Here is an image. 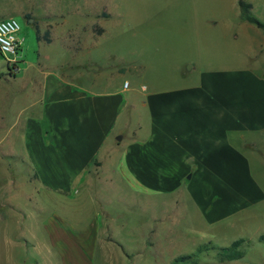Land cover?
I'll return each mask as SVG.
<instances>
[{"label": "crops", "instance_id": "crops-1", "mask_svg": "<svg viewBox=\"0 0 264 264\" xmlns=\"http://www.w3.org/2000/svg\"><path fill=\"white\" fill-rule=\"evenodd\" d=\"M31 6L4 0L0 18L37 10ZM198 6L190 12L191 19ZM40 8L42 14H32L58 16L57 27L70 22L65 32L88 27V0L70 11L79 21L63 19L55 3H41ZM237 22L251 40L244 66L201 69L197 63H185L183 83L163 89H130V83L125 88L127 81L109 87L110 76L100 78L103 69L96 68L95 73L85 69L91 77H86L87 90L73 75L81 65L65 58L75 51L63 45L59 61H44L39 53L38 67L22 73L21 47L14 70L0 73V264H39L41 253L47 263L58 253L66 264V250L90 264L84 250L94 251V246L73 240L61 209L86 194L98 213L76 239L106 240L108 230H101L97 203H110L100 193L115 191L112 177L122 183L125 177L128 192L142 194L148 210L162 199V212L151 217H166L168 196L183 188L209 223L264 201L246 154L248 148L256 149L251 138L264 133V31ZM252 61L258 62L257 68L249 66ZM95 83L102 85L100 90L94 89ZM137 106L143 118L131 126L125 115ZM222 194L227 197L226 212L213 219L223 206ZM43 200L52 204L51 213L42 214L38 202Z\"/></svg>", "mask_w": 264, "mask_h": 264}, {"label": "rangeland", "instance_id": "rangeland-1", "mask_svg": "<svg viewBox=\"0 0 264 264\" xmlns=\"http://www.w3.org/2000/svg\"><path fill=\"white\" fill-rule=\"evenodd\" d=\"M243 1L251 4V14L264 25V0ZM237 2L238 0H88V27L77 32L64 31L70 22L64 27H57L61 23L58 16L40 17L32 13L42 14V9H39L41 3H55V12L62 15L63 19L79 21L70 11L80 8L84 0H22L24 8L33 5L37 10L32 8L25 16L11 18L16 19L21 27L19 38L25 55L22 73L38 67L39 53L44 56V61H59V45H63L75 51L73 57L67 53L65 58L67 62L81 65L78 71L73 70V75L78 77L75 83L87 90L91 88L87 86L89 82L85 69L95 73L96 68L103 69L100 78L106 73L110 76L109 87L116 86L117 83L122 85L127 81L131 85L130 89L134 86L140 89L143 85L163 89L183 83L181 75L187 69L185 63H197V67L201 69L245 65V56L250 54L247 46L251 40L247 30L237 24L241 20ZM1 3L4 0H0ZM197 5L198 11L194 19H191L190 12ZM32 27L38 29L42 42L48 37L52 45L39 46L36 31ZM191 43L193 47L190 50ZM5 59L0 54V73L4 74L12 72L17 66V63L6 62ZM249 66L255 69L258 62L252 61ZM119 69L121 73L115 72ZM107 85L105 83L103 87ZM93 86L96 91L102 87L96 83ZM128 116L131 126H135L139 123V118H143V113L137 106L136 109H128L125 117ZM251 140L256 145L253 152L248 148L246 153L251 174L264 191V133L253 136ZM113 163H117V160ZM123 178L124 183L112 177L111 180H115L117 184L115 191L100 193L109 204L97 203L101 230H108L106 240L95 242L76 239H80L77 232L86 228L98 213L97 209L92 208L86 194L75 196L70 205L66 203L65 207L61 206V212L69 226L66 228L67 233L78 244L94 246V251L84 250L90 264H177L174 260L182 256H190V261L197 264H216L219 260L211 248L227 247L239 239L246 241L240 248L243 257L221 264H264V243L257 241L258 236L264 234V201L229 218L209 223L183 188L168 196L166 217H151L153 213L162 212L159 208L162 199L158 200V207L153 205L150 210L144 208L147 205H144L143 195L128 192L125 177ZM224 196L222 194L223 198ZM226 198L221 199L223 206L211 219L226 212ZM38 203L43 215L53 211L49 201ZM162 205L164 207V202ZM40 235L42 236V232ZM201 247V253H197ZM65 257L66 264H70V261L71 264H83L81 256L72 251L69 253L66 250ZM49 260L50 263H47L41 253L38 261L39 264L64 263L63 257L58 253L50 256Z\"/></svg>", "mask_w": 264, "mask_h": 264}, {"label": "trees", "instance_id": "trees-1", "mask_svg": "<svg viewBox=\"0 0 264 264\" xmlns=\"http://www.w3.org/2000/svg\"><path fill=\"white\" fill-rule=\"evenodd\" d=\"M238 7H239V12H240V18L241 20L252 24L254 26H256L259 29L264 30V25L259 22L252 14H251V9L252 6L250 3H247L243 0H238ZM36 40L39 41L40 38L38 36V33L36 31ZM45 42L49 43L50 40L47 38H45ZM257 241L259 243H264V234H261L258 236ZM246 241L244 239H239L236 240L234 242H232L229 246L227 247H219V248H211V250L215 251L216 256L218 258V263L216 264H221L223 262H229V261H234V260H238L241 259L243 257V252L241 251V247L242 245L245 243ZM201 248H199V250L197 251V253H201ZM190 256H182V257H178L174 260L175 263L177 264H186V263H192V264H197V262L190 261Z\"/></svg>", "mask_w": 264, "mask_h": 264}, {"label": "built area", "instance_id": "built-area-1", "mask_svg": "<svg viewBox=\"0 0 264 264\" xmlns=\"http://www.w3.org/2000/svg\"><path fill=\"white\" fill-rule=\"evenodd\" d=\"M21 27L16 19L0 20V54L6 57V62L18 63L22 40L19 38ZM128 83H124L126 88Z\"/></svg>", "mask_w": 264, "mask_h": 264}, {"label": "water", "instance_id": "water-1", "mask_svg": "<svg viewBox=\"0 0 264 264\" xmlns=\"http://www.w3.org/2000/svg\"><path fill=\"white\" fill-rule=\"evenodd\" d=\"M118 139H120V138H118Z\"/></svg>", "mask_w": 264, "mask_h": 264}]
</instances>
